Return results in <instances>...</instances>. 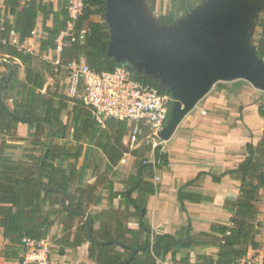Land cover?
<instances>
[{"label": "crops", "instance_id": "obj_1", "mask_svg": "<svg viewBox=\"0 0 264 264\" xmlns=\"http://www.w3.org/2000/svg\"><path fill=\"white\" fill-rule=\"evenodd\" d=\"M42 1L52 2L54 10L66 3V0ZM120 1H122V6L119 5L118 0H105V11L90 16L91 20L103 21L109 26L110 42L115 34L119 36L124 32V27L118 23L115 15L122 21H134L137 18V10L153 33V44L150 42L146 44L149 50L173 46L177 43L178 40H172L170 36L172 34V29L169 28L171 24H162L157 18L158 27H156L145 18L136 0ZM150 1L152 3L150 10L154 7L155 9L162 7L159 15L169 10V0ZM227 5H230L229 9L244 6L248 12L246 19H249L255 12L256 17H254L252 26L257 31V41L254 46H249L251 36L248 33V21L245 23L244 36L248 37V48L254 50L256 57L264 61L256 50L260 35L264 36V28L260 25V23L264 24V0H201L193 6L194 10L193 8L190 10L192 12L188 21L176 31V35L188 27L204 6L218 8ZM119 6L122 8L120 9ZM97 8V6L92 7L93 10ZM125 12L129 13L126 17H122L121 13ZM0 13L3 15L2 0H0ZM95 15L104 16L105 19L103 17L94 19ZM184 15V12L179 13L175 22ZM109 16H112L111 19ZM2 17L4 18V15ZM45 24L50 26L51 20H47ZM71 31L72 28L67 26L63 32ZM159 35L163 39L159 40ZM45 37L46 33L42 30V19L39 17L31 37L24 40L19 47L33 55L36 54L33 52L35 50L39 52L37 54L41 58L45 59L41 65L34 66L35 70L39 71L45 79L42 92L49 89L72 97L68 92V83L66 89L58 87L56 76L54 78L53 73L47 72V70H56L60 67L56 65V60L61 57L53 49L40 50V40ZM148 37L150 41V36ZM9 41L17 43V36L11 33ZM109 57L119 62L124 56L119 59L114 56ZM80 60L84 58L81 57ZM128 66L125 65L129 73L137 71L132 66H129L130 68ZM20 68L21 77L18 75L19 69L17 74L19 80L23 78V67ZM9 71L0 74V80L3 76H9ZM140 74L166 87L155 76L143 72ZM238 80L246 81L236 78L214 82L195 106L182 117L170 137L164 141L162 148L157 149V152L165 157L164 164L158 163L156 149L145 142L147 133L145 125L140 124L141 132L137 142L133 148H130V125L127 121L117 118L111 119L125 121V132L118 143L111 139L107 147L109 150V147L115 146L122 153L127 151V154L123 159L121 155L115 164H110L108 150L104 151L94 144H88L86 137L83 142L72 139L70 122L73 103L68 102L61 114V121L69 122L66 138L53 139L49 125H45L44 132L38 139L43 143L46 142L47 145L50 142L56 145L58 158L55 159L54 164L61 163L71 178L68 194L77 193L82 199L79 203L80 212L75 209L79 201L69 199L61 191L56 193L54 203L50 204L45 201L42 204L43 214L47 216L50 225L41 241L49 247L52 263L98 264L90 256V244L103 243L106 239L114 240V250L127 256L126 261L134 257L143 261L146 253L141 247L146 242L151 247L154 237L158 234H169L183 239L190 235L194 237L195 242L186 247H179L177 250L172 246L168 252L158 257L153 255L149 249L148 257L153 258L154 264L213 262L219 251L217 237L220 235L212 231V226L231 225L234 211L227 207L226 201L236 199L239 194L240 181L237 179L236 170L246 156L247 144L256 145L264 130V119L258 113V107L264 102V96L261 93L263 90L249 83L255 91L248 88L245 92L241 90L240 94L229 93V90L226 93L215 91V85L220 82L235 84L234 89L236 90L243 84L235 83ZM7 98L11 101L10 96L6 95V104ZM200 104L203 108L198 107ZM8 107L11 109L12 104ZM104 127L103 123L101 128ZM24 130L30 132L25 134ZM34 131L33 124L19 123L15 130L5 135L6 151L12 158L22 160L30 153L38 155L44 150L42 147L39 151V145L35 144ZM29 135L31 140L28 139ZM21 142L34 143L36 149H29L25 153L26 149L18 145ZM103 142L106 141L103 140ZM76 146H79V152ZM86 149L88 154L85 152ZM140 161L151 165V170L143 167L138 170ZM144 183L151 184L154 191L143 190ZM52 199L54 200L55 197ZM254 204L256 211L254 240L258 243V247L245 248L242 246L246 249V254L233 264H264V188L258 190ZM140 223L144 228L140 227ZM82 226L85 230H82ZM102 226L108 233L104 234L100 231ZM10 250L17 251L19 254L21 248L14 246L3 237L0 227V264H22L17 256L16 258L5 256Z\"/></svg>", "mask_w": 264, "mask_h": 264}, {"label": "trees", "instance_id": "obj_2", "mask_svg": "<svg viewBox=\"0 0 264 264\" xmlns=\"http://www.w3.org/2000/svg\"><path fill=\"white\" fill-rule=\"evenodd\" d=\"M199 1L201 0H169V10L159 15L158 21L166 25L172 24L179 13L190 11ZM105 4V0H84L82 13L75 20L72 29V34L75 36H78L80 30H84L83 37L64 45L60 53L61 62L78 61L83 57L86 64L95 71H112L118 66L125 67L107 55L110 43L109 26L103 21L96 22L90 19L94 13H103ZM94 6L98 7L97 10L92 9ZM2 11L4 18L0 37L6 39V43L0 44V57L10 61L11 65L9 76H3L0 80V227L3 237L14 246H20L22 251V238L38 241L44 237L50 222L43 214L42 204L45 201L54 203L56 193L61 191L69 199H77L79 202L75 209L81 211L80 196L77 193L68 194L70 176L67 175L61 163L54 164L55 159L58 158L56 145L51 142L47 145L46 142L38 140L44 132V126L49 125L53 139L66 138L69 122L63 123L61 114L66 109L67 103L72 102L70 122L72 139L83 142L86 137L88 144H94L107 151V143L111 139L118 143L125 132L126 125L125 121L107 118L103 122L105 127L101 128V124L93 118L90 109L77 96L69 97L49 89L42 92L45 79L32 65L33 55L19 47L24 40L31 37L36 20L40 17L42 30L46 33V37L40 40V50L54 49L56 37L67 28L66 3L54 10L50 1L2 0ZM49 19L51 25L47 26L45 22ZM260 25L264 28V24L260 23ZM11 33L17 36V43L9 41ZM256 50L259 56L264 58L262 34L257 42ZM20 67H23V78L19 80L17 74ZM130 75L133 80L153 86L160 92H170L167 87H163L146 75L134 71H131ZM6 95L11 98V109L5 103ZM258 113L264 119V102L258 107ZM19 123L34 125L35 144L44 147L38 155L30 153L25 159L20 160L12 158L6 151L5 135L15 130ZM76 148L79 152V146ZM155 149L158 163L164 164V155L157 152L158 148ZM85 152L88 154L87 149ZM108 155L111 159L110 164H115L122 152L115 146H111ZM142 167L148 170L152 168L151 165L140 161L138 170ZM236 175L240 181L239 194L236 199L226 201L227 207L234 211L231 225L212 226V231L220 235L217 237L219 248L217 257L211 263L199 264H233L246 254V249L242 246L258 247V243L254 240L256 213L254 201L258 190L264 188V130L256 145L247 144L246 156L238 165ZM142 189L147 192L154 191L149 183H144ZM53 197H55L54 200ZM140 227L144 228L142 223ZM82 230H85L84 226ZM100 231L104 234L108 233L103 226ZM193 242L195 239L190 235L183 239L169 234H158L154 237L151 247L148 242L141 247L146 253L143 261L137 257L126 261L127 256L114 250V240L106 239L103 243L90 244V256L98 264H154L153 258L148 257L149 249L158 257L168 252L172 246L177 250ZM8 252L5 254L6 257L16 258L17 256L21 262L20 253L12 250Z\"/></svg>", "mask_w": 264, "mask_h": 264}, {"label": "water", "instance_id": "obj_3", "mask_svg": "<svg viewBox=\"0 0 264 264\" xmlns=\"http://www.w3.org/2000/svg\"><path fill=\"white\" fill-rule=\"evenodd\" d=\"M229 8L204 6L175 45L151 50L143 31H152L139 11L134 21H122L114 14L124 32L112 37L107 55L119 59L128 51L131 57L139 51V70L158 78L173 97L169 119L161 131L163 140L216 81L242 78L264 91V62L248 48L244 36L248 12L242 5Z\"/></svg>", "mask_w": 264, "mask_h": 264}, {"label": "built area", "instance_id": "obj_4", "mask_svg": "<svg viewBox=\"0 0 264 264\" xmlns=\"http://www.w3.org/2000/svg\"><path fill=\"white\" fill-rule=\"evenodd\" d=\"M83 6L84 0H66L67 26L70 29H73L75 20L81 15ZM0 30H2V18H0ZM83 34L84 30H80L78 36L73 35L72 31L60 32L55 39L53 51L60 55L67 42L82 39ZM4 43L6 39L0 37V44ZM56 65L67 72L69 93L77 96L90 109L93 118L99 124L102 125L107 118L123 119L129 123L130 148H133L137 142L141 132L140 124L145 125L147 129L146 143L154 149L160 148L164 143L161 131L170 116L173 103L171 94L133 80L129 71L122 66L112 71H95L84 60L63 63L60 58H57ZM126 154L127 151H123L122 159ZM20 258L22 264H53L47 244L26 237L22 238Z\"/></svg>", "mask_w": 264, "mask_h": 264}, {"label": "rangeland", "instance_id": "obj_5", "mask_svg": "<svg viewBox=\"0 0 264 264\" xmlns=\"http://www.w3.org/2000/svg\"><path fill=\"white\" fill-rule=\"evenodd\" d=\"M137 1V3H138V5H140V7H141V9H142V11H143V14L145 15V18L152 24V25H154V26H156V27H158V21H157V18H158V15L160 14V12H162V7H158V9H155V7H154V9L153 10H150V8H152L150 5L152 4L151 3V1L150 0H136ZM118 3H119V5H121L122 6V1H120V0H118ZM210 4H212V1H210ZM200 5V4H199ZM121 6H119V8L121 9L122 7ZM198 7V6H197ZM195 8V7H194ZM194 8L192 9V10H194ZM192 11H190V12H184V16H181V19L180 20H178V21H176L175 22V24H171V26H169V28L170 29H172V33H174V34H176V31L178 30V29H181L184 25H185V23L188 21L187 19L190 17L189 15H190V13H191ZM129 12H125V13H121V16L122 17H126V14H128ZM252 14V13H251ZM3 15H2V13H0V18H3L2 17ZM99 17L100 18H102L103 17V19H105V17L104 16H97V15H95L94 16V19H99ZM254 17H256V14H255V12H253V14H252V16L249 18V19H247L246 21H248V33L250 34V36H251V38H250V41H249V46L250 47H252V46H254V44L256 43V41H257V36H256V34H257V31H255L254 30V28H253V26H252V23H253V20H254ZM145 35V37H146V39H147V42L149 43H152L153 44V33L152 32H147L146 30L145 31H143V36ZM148 36H150V41H149V37ZM160 37V38H159ZM159 40H161V39H163V38H161L162 36H160L159 35ZM155 41V40H154ZM21 46V45H20ZM33 52L34 53H36V54H32L33 55V57H34V60H33V63H32V65L33 66H37V65H41L42 63H44L45 62V59L44 58H41L40 56H39V54H37V53H39V52H37V51H35V50H33ZM128 54L131 56V54H130V52L128 51ZM258 57V56H257ZM264 62V61H263ZM119 63L120 64H123L124 66L126 65V63H124V62H122V61H119ZM10 65H11V62L10 61H7V60H4V59H2L1 57H0V74H5V73H7L8 71H9V69H10ZM129 67V66H128ZM130 68V67H129ZM21 69V68H20ZM20 69H19V77H21V72H20ZM127 69V68H126ZM7 70V71H6ZM128 70V69H127ZM129 71V70H128ZM47 72H50V73H53V77L55 78V76H56V85L58 86V87H62L63 89H66L67 88V82H66V80H67V72L65 71V70H62L60 67H58L56 70H54V69H51V70H47ZM44 74H45V71L43 72ZM135 73H138V74H140V73H142V72H138V71H135ZM56 74V75H55ZM243 83L242 84V86H239V87H237V89L235 90L234 88H235V84H226V83H223V82H220V83H217L216 85H215V91L216 92H221V93H226L228 90V92L229 93H237V94H240L242 91L241 90H243V92H245V90H246V88H248L249 90H253V91H255L254 89V87L251 85V84H249V82H246V81H235V83ZM226 91H225V90ZM69 92V91H68ZM260 93V92H259ZM262 94H263V96H264V91L263 92H261ZM6 102H7V104H8V106H10L11 107V104H12V102L10 101V99L9 98H7L6 99ZM198 107H201V108H203V105L202 104H200ZM196 111H197V109H196ZM193 113V115H195L194 114V112H192ZM29 133L30 131L29 130H24L23 131V133ZM26 137V136H25ZM31 136L29 135V140H31V138H30ZM25 140V139H24ZM26 141H28V140H26ZM148 144V143H147ZM18 145H22V147H24V149H26L25 150V153H26V151L27 150H34V149H36V147H35V144L34 143H29V144H27V142H21L20 144H18ZM148 145H150V144H148ZM164 144H162L161 146H160V148H162V146H163ZM150 147H152L151 145H150ZM39 149V151H41L42 150V147H39L38 148Z\"/></svg>", "mask_w": 264, "mask_h": 264}, {"label": "flooded vegetation", "instance_id": "obj_6", "mask_svg": "<svg viewBox=\"0 0 264 264\" xmlns=\"http://www.w3.org/2000/svg\"><path fill=\"white\" fill-rule=\"evenodd\" d=\"M209 15H210V14H206V15H204V16H209ZM199 24H200V23H199ZM170 36H171L172 40H176V41H177L178 39H180V37H181L182 35H176V34L172 33ZM139 60H140V56H138L137 54H135L134 57H131V56L127 53V56L121 57V59H120L119 61H122V62L126 63V65H129V66L134 67L138 72L141 71V72H143V73L146 74V72H145L144 69L141 68V70H139V68H138ZM134 68H133V69H134ZM134 71H135V70H134Z\"/></svg>", "mask_w": 264, "mask_h": 264}]
</instances>
